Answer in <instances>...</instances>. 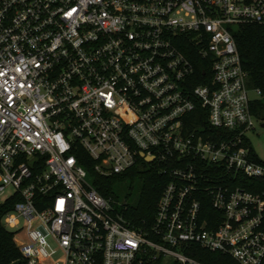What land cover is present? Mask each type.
I'll list each match as a JSON object with an SVG mask.
<instances>
[{"label": "built area", "instance_id": "2783aa9c", "mask_svg": "<svg viewBox=\"0 0 264 264\" xmlns=\"http://www.w3.org/2000/svg\"><path fill=\"white\" fill-rule=\"evenodd\" d=\"M245 26L264 29V0H0L2 222L29 264H203L191 246L262 264ZM81 151L101 176H165L151 226L97 193Z\"/></svg>", "mask_w": 264, "mask_h": 264}, {"label": "trees", "instance_id": "16d2710c", "mask_svg": "<svg viewBox=\"0 0 264 264\" xmlns=\"http://www.w3.org/2000/svg\"><path fill=\"white\" fill-rule=\"evenodd\" d=\"M235 38L249 75V85L252 88L261 89L264 95V29L257 26H245L235 34ZM201 70H205L208 75V69L199 66L196 72L199 83L201 82ZM254 113L259 120L264 121V98L255 105ZM79 155L80 162L88 171L92 187L102 197L120 202L115 196V188L118 185L129 182L131 189L138 185L140 192L136 201L122 202L126 207L122 211L123 217L135 228L151 226L157 202L167 183L165 176L144 162L120 175L101 176L94 172V162L84 151H81ZM253 155L257 162L262 163L256 154ZM242 186L251 192H264V180H246ZM15 202V199H8L0 203V264H29L21 254L13 233L7 230L2 222L4 216L12 211ZM186 254L203 264H238L228 256L208 252L198 246H191ZM146 264H162V262L159 260ZM262 264H264V259Z\"/></svg>", "mask_w": 264, "mask_h": 264}, {"label": "rangeland", "instance_id": "374dc122", "mask_svg": "<svg viewBox=\"0 0 264 264\" xmlns=\"http://www.w3.org/2000/svg\"><path fill=\"white\" fill-rule=\"evenodd\" d=\"M248 139L250 147L259 160L264 163V128L261 126V124H255L254 131L248 134ZM139 192V186L135 185L134 188L131 189L129 182L120 184L115 188V196L120 202L133 203L138 198ZM12 194L13 189L7 188L5 192L0 195V203L8 200ZM9 231L12 232V230ZM55 258L56 257L54 256L53 259Z\"/></svg>", "mask_w": 264, "mask_h": 264}, {"label": "water", "instance_id": "95a60500", "mask_svg": "<svg viewBox=\"0 0 264 264\" xmlns=\"http://www.w3.org/2000/svg\"><path fill=\"white\" fill-rule=\"evenodd\" d=\"M261 126L264 128V123L263 124H261ZM153 161V159L152 158H147L146 159V162H148V163H151Z\"/></svg>", "mask_w": 264, "mask_h": 264}]
</instances>
